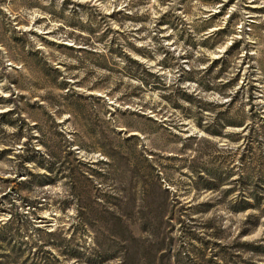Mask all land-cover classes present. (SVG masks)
Masks as SVG:
<instances>
[{
    "label": "rangeland",
    "instance_id": "obj_1",
    "mask_svg": "<svg viewBox=\"0 0 264 264\" xmlns=\"http://www.w3.org/2000/svg\"><path fill=\"white\" fill-rule=\"evenodd\" d=\"M0 264H264V0H0Z\"/></svg>",
    "mask_w": 264,
    "mask_h": 264
},
{
    "label": "trees",
    "instance_id": "obj_2",
    "mask_svg": "<svg viewBox=\"0 0 264 264\" xmlns=\"http://www.w3.org/2000/svg\"><path fill=\"white\" fill-rule=\"evenodd\" d=\"M211 175V174H210Z\"/></svg>",
    "mask_w": 264,
    "mask_h": 264
}]
</instances>
